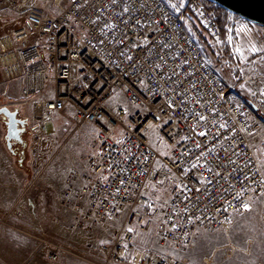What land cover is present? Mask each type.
<instances>
[{
  "label": "built area",
  "instance_id": "built-area-1",
  "mask_svg": "<svg viewBox=\"0 0 264 264\" xmlns=\"http://www.w3.org/2000/svg\"><path fill=\"white\" fill-rule=\"evenodd\" d=\"M174 1L184 11L168 0H50V10L17 0L23 22L0 35L3 77L19 82L37 131L45 133L44 116L70 112L80 153L58 202L71 230L112 227L97 247L100 264H182L136 247L134 227L155 218L161 242L189 247L264 188L253 147L264 120L235 100L185 23L187 7L217 37V4ZM23 216L15 201L0 223L26 232ZM36 236L50 262L75 254Z\"/></svg>",
  "mask_w": 264,
  "mask_h": 264
},
{
  "label": "rangeland",
  "instance_id": "rangeland-1",
  "mask_svg": "<svg viewBox=\"0 0 264 264\" xmlns=\"http://www.w3.org/2000/svg\"><path fill=\"white\" fill-rule=\"evenodd\" d=\"M27 1L50 10V0ZM168 2L174 12L184 11L183 2ZM16 3L17 0H0V15L6 20L18 18L26 7H19ZM185 12L189 33L215 64L235 100L249 103L264 120V25L229 11L228 24L222 31L220 29L217 37H213L202 28L189 9ZM19 90V82L6 80L0 68V107L17 109L27 124L23 152L15 155L6 146L4 117L0 114V154L9 157L10 168L19 173L16 186L5 187L3 180L0 182V212L17 201L23 210L21 224L26 231L0 223V264H100L103 258L97 247L107 240L112 227L94 228L88 234L71 230L70 213L58 202L66 170L78 161L80 153L75 137L69 135L70 113L66 110L44 116L46 129L41 134L31 116L30 106L21 103ZM261 139L264 142V130L253 142L255 155L264 173ZM263 191L264 188L260 194ZM5 197L9 200H3ZM258 199V196L249 199L248 204H255ZM240 211L246 212L247 209L241 208ZM244 218L242 225L235 227L230 222L221 230L201 232L191 246L177 248L160 241L156 231L158 221L152 218L147 220L144 229L134 227V245L180 260L182 264H264V221L259 214L250 215V210ZM124 220L125 215H121L113 224ZM11 221L18 225V221ZM43 232L56 242L70 245L75 254H62L55 262L46 260L42 243L36 236Z\"/></svg>",
  "mask_w": 264,
  "mask_h": 264
},
{
  "label": "water",
  "instance_id": "water-1",
  "mask_svg": "<svg viewBox=\"0 0 264 264\" xmlns=\"http://www.w3.org/2000/svg\"><path fill=\"white\" fill-rule=\"evenodd\" d=\"M217 5L251 21L264 25V0H212ZM4 117L6 146L10 149L12 140L20 141L21 133L25 130V118L18 117L17 109L7 106L0 107ZM20 125V126H18Z\"/></svg>",
  "mask_w": 264,
  "mask_h": 264
},
{
  "label": "crops",
  "instance_id": "crops-1",
  "mask_svg": "<svg viewBox=\"0 0 264 264\" xmlns=\"http://www.w3.org/2000/svg\"><path fill=\"white\" fill-rule=\"evenodd\" d=\"M23 14L18 16V18H16L15 20L14 19L13 20H6L5 17L0 15V35L3 33L9 32L12 29L21 25L23 22ZM66 110H68V109H65L64 111H66ZM49 115H51V114H49ZM8 158L9 157H7L5 154H0V162L6 163V164L0 163V182L3 180L2 185L5 187L16 186V184L18 183L17 178L19 175L17 170L10 168V166L8 164V162H9ZM5 179H9V180H5ZM11 179H13V180H11ZM4 180H5V182H4ZM257 196L259 197V199L255 204H253L254 202H252L250 204H248V203L246 204L248 206L246 212L245 211L238 212V210H237L233 213L231 225H235V227H236V225L237 226L240 224L242 225V220L245 219L244 217L247 215V212L249 210H250V215L259 214L260 218H262V220L264 221V193H262V194L259 193L258 195L253 196L251 199H253ZM3 200L8 201L9 199L5 197V198H3ZM250 200L248 202H250ZM243 208H245V207H243ZM63 257H61V258H63ZM234 260L236 261L237 259L235 258Z\"/></svg>",
  "mask_w": 264,
  "mask_h": 264
},
{
  "label": "trees",
  "instance_id": "trees-1",
  "mask_svg": "<svg viewBox=\"0 0 264 264\" xmlns=\"http://www.w3.org/2000/svg\"><path fill=\"white\" fill-rule=\"evenodd\" d=\"M185 10H188V8L186 7ZM214 11H215L216 19L222 31V28H224L229 22L230 12L227 9L221 7L220 5H216Z\"/></svg>",
  "mask_w": 264,
  "mask_h": 264
},
{
  "label": "flooded vegetation",
  "instance_id": "flooded-vegetation-1",
  "mask_svg": "<svg viewBox=\"0 0 264 264\" xmlns=\"http://www.w3.org/2000/svg\"><path fill=\"white\" fill-rule=\"evenodd\" d=\"M18 117L19 118H23L21 117L19 114H18ZM5 120V119H4ZM20 126V125H18ZM25 130H27V124H26V121H25ZM25 130L21 133V136H20V141L18 140H12V145H11V152L14 153L15 155L17 154H20L23 152V146H25V138H24V134H25ZM6 143V142H5Z\"/></svg>",
  "mask_w": 264,
  "mask_h": 264
},
{
  "label": "snow or ice",
  "instance_id": "snow-or-ice-1",
  "mask_svg": "<svg viewBox=\"0 0 264 264\" xmlns=\"http://www.w3.org/2000/svg\"><path fill=\"white\" fill-rule=\"evenodd\" d=\"M253 51H255V49H253ZM203 118V117H202ZM200 135H205V133H200ZM193 167H195V165H193ZM245 209H247V205H244ZM129 231H131V229H129ZM103 243V242H102Z\"/></svg>",
  "mask_w": 264,
  "mask_h": 264
}]
</instances>
